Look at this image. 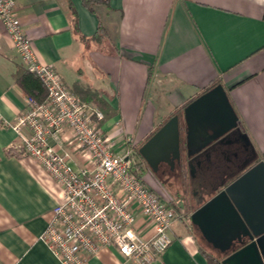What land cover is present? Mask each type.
I'll use <instances>...</instances> for the list:
<instances>
[{
	"label": "crops",
	"instance_id": "obj_1",
	"mask_svg": "<svg viewBox=\"0 0 264 264\" xmlns=\"http://www.w3.org/2000/svg\"><path fill=\"white\" fill-rule=\"evenodd\" d=\"M16 2L40 61L53 65L72 91L77 84L96 89L110 105L111 115L102 124L119 152L141 147L174 114L184 130L185 106L219 82L242 131L264 154V0H110L96 13L82 0ZM100 21L107 38H93ZM16 49L0 22V264H62L40 239L63 199L62 187L21 153L12 126L27 96L14 76L24 67ZM186 158L184 150L174 168L179 171L175 186L147 175L150 186L183 209L173 223L172 243L150 264H214L203 243L225 255L190 219L210 199L201 197L205 188L221 180L212 169L200 170L192 180ZM82 165L78 157L76 167ZM205 223L218 244L225 223L216 218ZM85 264L134 263L109 246Z\"/></svg>",
	"mask_w": 264,
	"mask_h": 264
},
{
	"label": "built area",
	"instance_id": "obj_2",
	"mask_svg": "<svg viewBox=\"0 0 264 264\" xmlns=\"http://www.w3.org/2000/svg\"><path fill=\"white\" fill-rule=\"evenodd\" d=\"M17 10L16 0H0V22L47 98L27 95L12 126L21 153L41 164L63 190L40 239L62 264H85L109 246L134 264L152 263L172 243L182 206L150 186L132 148L117 150L102 124L104 112L80 99L53 65L40 61Z\"/></svg>",
	"mask_w": 264,
	"mask_h": 264
},
{
	"label": "water",
	"instance_id": "obj_3",
	"mask_svg": "<svg viewBox=\"0 0 264 264\" xmlns=\"http://www.w3.org/2000/svg\"><path fill=\"white\" fill-rule=\"evenodd\" d=\"M238 117L226 87L218 83L185 106L184 130L174 114L138 152L155 173L162 163L172 169L181 164L184 150L192 180L202 169L215 170L221 181L205 188L201 197L210 199L191 214V222L225 253L222 264H264V154ZM213 218L226 227L218 231L223 236L218 244L205 223Z\"/></svg>",
	"mask_w": 264,
	"mask_h": 264
},
{
	"label": "trees",
	"instance_id": "obj_4",
	"mask_svg": "<svg viewBox=\"0 0 264 264\" xmlns=\"http://www.w3.org/2000/svg\"><path fill=\"white\" fill-rule=\"evenodd\" d=\"M86 8H88L91 12L96 13V7L99 5H107L109 6L110 0H82ZM73 5H70L72 15H73V22L75 23V29L78 30V24L77 21V12L75 8L73 9ZM264 14V13H263ZM108 33L107 29L104 26L103 22L100 21L99 23V28L97 33L93 36V38H107ZM16 80L19 82V84L22 85L24 90H26L27 95L34 97L38 101H44V99L47 98V90L44 87L42 81L40 78L35 75V73L30 72L27 70L25 67L22 65L18 66L16 73L14 74ZM219 82H214L211 87L215 86ZM211 87L207 88L206 90L210 89ZM73 91L80 97V99L87 101V102H92L96 104L101 111L104 112L105 118L111 115V107L110 105L102 98L101 92H99L96 89L86 87V86H81L80 84L75 85L73 88ZM205 92V91H204ZM139 148H136L135 152L136 155H139L138 152ZM209 260L214 264H222L221 261L214 259H211L209 255Z\"/></svg>",
	"mask_w": 264,
	"mask_h": 264
},
{
	"label": "rangeland",
	"instance_id": "obj_5",
	"mask_svg": "<svg viewBox=\"0 0 264 264\" xmlns=\"http://www.w3.org/2000/svg\"><path fill=\"white\" fill-rule=\"evenodd\" d=\"M103 39V38H102ZM183 115V113H181ZM183 133V132H182ZM184 134V133H183ZM119 151V150H118ZM164 169H167L164 173H161V172H156L155 175L157 176V178L161 179V181H166V185H169V183L173 186H175L174 184H178L179 181H178V177H179V171L177 169H175L173 171V169L169 166H165ZM146 174V178H147V175H148V178H149V175L152 174L150 172H148L147 170L145 171ZM203 247L204 249L207 250V252L209 253L211 259H216V260H221L225 255L224 254H221L219 253L218 251L212 249L211 247L209 246H206L204 245L203 243Z\"/></svg>",
	"mask_w": 264,
	"mask_h": 264
},
{
	"label": "flooded vegetation",
	"instance_id": "obj_6",
	"mask_svg": "<svg viewBox=\"0 0 264 264\" xmlns=\"http://www.w3.org/2000/svg\"><path fill=\"white\" fill-rule=\"evenodd\" d=\"M137 158L139 159L138 161H140L141 164H142L143 173H145V171L147 170L148 172L155 174V172H153V171L151 170V168L148 166L147 162L144 161V158H143L140 154L137 155ZM165 166H168V167H169V165H167L166 163H162V164H160V167H159V171H158V172L164 173V172L167 170V169H164ZM174 170H175V169H173V171H174ZM159 179H160V178H159ZM160 180H161V179H160Z\"/></svg>",
	"mask_w": 264,
	"mask_h": 264
}]
</instances>
